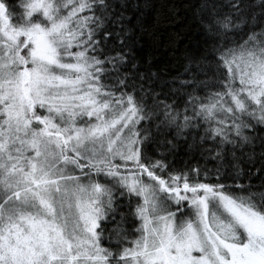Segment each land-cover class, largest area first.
Segmentation results:
<instances>
[{
	"label": "snow or ice",
	"instance_id": "6c2138e0",
	"mask_svg": "<svg viewBox=\"0 0 264 264\" xmlns=\"http://www.w3.org/2000/svg\"><path fill=\"white\" fill-rule=\"evenodd\" d=\"M134 7L0 0V264H264L240 182L264 161V0L193 5L171 80L137 60ZM181 143L214 168L174 167Z\"/></svg>",
	"mask_w": 264,
	"mask_h": 264
},
{
	"label": "trees",
	"instance_id": "16d2710c",
	"mask_svg": "<svg viewBox=\"0 0 264 264\" xmlns=\"http://www.w3.org/2000/svg\"><path fill=\"white\" fill-rule=\"evenodd\" d=\"M11 3L12 0H9ZM137 7L130 11L138 14V29L135 32L134 54L142 64L151 60L153 71H162L166 79L179 78L184 71V57L194 51L201 40L195 26L193 5L199 0H129ZM118 47L113 41L109 50ZM179 99V98H178ZM156 155L155 153H153ZM259 157V150L256 153ZM169 162L176 168H214L216 162L189 150L183 143L169 156ZM264 161L257 159L253 165H243L245 175L241 183L251 185L253 192H264V171H258ZM227 183H233L228 180ZM127 227V225H126Z\"/></svg>",
	"mask_w": 264,
	"mask_h": 264
}]
</instances>
